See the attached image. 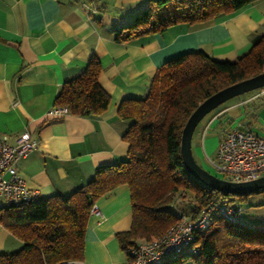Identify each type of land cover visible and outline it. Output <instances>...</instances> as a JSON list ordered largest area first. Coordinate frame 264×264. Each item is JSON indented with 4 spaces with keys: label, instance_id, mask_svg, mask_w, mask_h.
Returning a JSON list of instances; mask_svg holds the SVG:
<instances>
[{
    "label": "crops",
    "instance_id": "1",
    "mask_svg": "<svg viewBox=\"0 0 264 264\" xmlns=\"http://www.w3.org/2000/svg\"><path fill=\"white\" fill-rule=\"evenodd\" d=\"M150 1L0 0V140L15 145L27 132L38 143L16 166L43 200L68 197L91 182L97 169L127 160L124 136L130 123L118 116L119 106L144 98L165 63L198 51L216 61L236 62L264 34V0H259L206 23L117 42L115 31L132 24ZM94 56L102 67L99 85L111 99L108 112L91 118L52 115L62 86ZM231 130L264 135V88L233 98L205 117L193 135L196 162L214 158ZM250 200L264 208V193ZM95 205L99 215L89 216L84 258L74 264H128L117 238L133 224L128 186L115 188ZM22 246L0 224V253Z\"/></svg>",
    "mask_w": 264,
    "mask_h": 264
},
{
    "label": "trees",
    "instance_id": "2",
    "mask_svg": "<svg viewBox=\"0 0 264 264\" xmlns=\"http://www.w3.org/2000/svg\"><path fill=\"white\" fill-rule=\"evenodd\" d=\"M259 0H151L132 24L115 31L119 43L163 33L170 27L209 22ZM97 57L75 79L66 82L55 107L84 118L102 117L111 99L99 85ZM264 73V34L236 62H221L203 51L165 63L147 95L123 101L118 116L130 123L124 140L127 160L96 170L94 179L68 197L53 196L30 205L0 210V224L23 243L20 250L0 253V264H74L84 258L85 234L95 202L115 188L130 190L133 224L117 236L126 252L140 242L165 234L181 215L196 219L213 202L248 201L252 196H226L193 179L181 156L183 129L197 107L215 93ZM190 195L187 214H178L177 199ZM179 196V197H178ZM196 256L183 255L166 264H264V227L229 224L215 219L195 235Z\"/></svg>",
    "mask_w": 264,
    "mask_h": 264
},
{
    "label": "built area",
    "instance_id": "3",
    "mask_svg": "<svg viewBox=\"0 0 264 264\" xmlns=\"http://www.w3.org/2000/svg\"><path fill=\"white\" fill-rule=\"evenodd\" d=\"M66 113L65 108H56L52 115ZM37 144L27 132L18 137L15 145L8 144L5 138L0 140V199L6 207L20 208L42 199L38 191L27 187L16 166L36 150ZM207 163L226 181L243 183L260 179L264 176V135L231 130L219 143L216 156L208 157ZM233 203L213 202L196 219L181 215L163 236L130 248L127 252L128 264H166L183 255H198L192 246L195 235L208 229L215 219L240 224L244 210ZM94 215H99L95 204L90 210V216Z\"/></svg>",
    "mask_w": 264,
    "mask_h": 264
},
{
    "label": "water",
    "instance_id": "4",
    "mask_svg": "<svg viewBox=\"0 0 264 264\" xmlns=\"http://www.w3.org/2000/svg\"><path fill=\"white\" fill-rule=\"evenodd\" d=\"M264 88V73L231 85L201 103L188 119L181 137V156L189 175L204 187L226 196H247L264 190V176L260 179L233 183L220 179L203 169L195 160L192 150L193 135L207 115L227 101Z\"/></svg>",
    "mask_w": 264,
    "mask_h": 264
},
{
    "label": "rangeland",
    "instance_id": "5",
    "mask_svg": "<svg viewBox=\"0 0 264 264\" xmlns=\"http://www.w3.org/2000/svg\"><path fill=\"white\" fill-rule=\"evenodd\" d=\"M258 91H260V89L255 90V91H253L251 93H257ZM198 164L203 169H205L209 173L213 174L214 176H216V177H218L220 179L224 178L210 164H208L206 162H203V163L202 162H198ZM175 204H176V206H175L174 209H176L177 212H180V214H182V212L187 214V209H189V207L191 206L192 199H191L190 195L186 194V198H183V199H179L178 198ZM233 204L234 205H240V206L243 207L244 212H243V214H242V216L240 218V223L242 225H246V226H263L264 227V208L261 205H259V204L251 205V200L250 199L248 201H244V202H241V201L239 202V200H237L236 204L235 203H233Z\"/></svg>",
    "mask_w": 264,
    "mask_h": 264
}]
</instances>
